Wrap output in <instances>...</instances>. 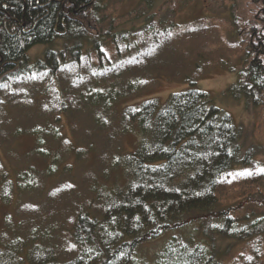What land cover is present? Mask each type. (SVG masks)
I'll list each match as a JSON object with an SVG mask.
<instances>
[{"label":"trees","instance_id":"trees-1","mask_svg":"<svg viewBox=\"0 0 264 264\" xmlns=\"http://www.w3.org/2000/svg\"><path fill=\"white\" fill-rule=\"evenodd\" d=\"M155 1L144 0L140 25L89 36L101 20L96 0H0V148L22 131L33 136L31 152L44 161L37 167L42 171L16 174L14 187L27 190L32 201L18 203L12 225L6 217L0 264H224L232 247L228 238L264 233L263 216L235 231L234 218L215 194L224 171L249 164L264 148L195 86L203 62L186 64L172 52L181 24L169 18L159 25ZM249 24L242 27L248 48L225 91L256 107L264 94V42L261 29ZM104 34L112 56L102 47ZM55 37L62 45L29 60L30 46ZM161 73L187 86L163 101L135 100ZM63 115L71 135L139 137L128 152L118 138L103 151L89 147L93 156L82 169L73 173L65 163V180L56 181L63 156L78 157L84 149L64 138ZM2 168L0 163L4 199L13 185ZM190 225L194 229L187 231ZM168 232L148 261L135 260L140 245Z\"/></svg>","mask_w":264,"mask_h":264},{"label":"rangeland","instance_id":"rangeland-1","mask_svg":"<svg viewBox=\"0 0 264 264\" xmlns=\"http://www.w3.org/2000/svg\"><path fill=\"white\" fill-rule=\"evenodd\" d=\"M96 1L100 5L98 14L101 16V20L94 26L91 24L93 27L90 28L89 36L105 30H109V33L123 30L129 28L131 24H138L141 21L139 12L143 7L144 0ZM153 4L154 18L159 25L169 18L179 21L181 24L180 36L172 42V52L186 64L193 65L197 61L198 63L203 62L202 73L195 86L206 91L211 102L229 112L237 123H242L244 132H248L251 139L264 148V94L261 104L256 107H245L243 101L231 98L225 91V87L234 80L237 70L242 64L244 50L246 51L248 48V34H245L242 28L244 21H249L250 26L257 25L261 29L264 42V0H157ZM255 20H259L260 23ZM236 28H241L240 33H236ZM108 34H104L101 38L102 47L107 55L112 56L113 44L107 39ZM60 44L62 45L60 37H55L51 43L38 42L26 50V55L29 60H34L36 57H41L46 47L60 46ZM250 57L252 54L248 59ZM151 82L135 100L155 96L163 101L170 91L183 89L187 86L184 80L167 79L166 73H161ZM32 93L37 96L36 90H33ZM16 115V112L12 111L9 116L13 118ZM61 121L60 130H63L64 138L69 136L70 144L72 142L78 145L83 144L84 149L80 150L78 157L73 152L66 153L63 158L61 157L63 159L59 165L61 172H57L56 181L65 180L63 170L65 163L72 165L73 173L82 169L89 157L93 156L86 151L89 147L103 151L110 146L113 140L118 138L122 147L121 151L128 152L139 137L132 133L105 139H103V134L96 133L95 136L71 135L73 133L70 130L67 117L61 116ZM9 128L14 129L13 124H10ZM21 132L11 139L9 146L3 145L0 148L2 169L5 170L9 183L13 185L8 197L3 199L0 193V232L7 226L6 217V221L8 220L10 225L15 222L18 203L32 201L27 190L19 189L18 191L14 187L18 173L25 168H27V172L44 170L37 168L43 165L44 161L31 152L33 136ZM74 136L78 137L74 138ZM92 149H88V151L91 152ZM10 151L13 155L15 153L14 157L10 156ZM93 162L94 160L91 163ZM115 178L118 183L122 181L123 175L120 170L117 171ZM108 183L113 184L112 177ZM215 194L217 200L228 207L231 217L234 218L233 229L235 231L241 226H245L247 220L253 221L262 216L264 218V154H260L249 164L236 165L232 169L224 171L217 182ZM193 229L194 225L187 227V231ZM172 232L164 233L140 245L136 249L135 260L137 262L148 261L150 256L164 245ZM228 240L232 242V247L230 253L222 260L224 264H264V233L236 242L230 238ZM219 244L224 246L226 241L220 239Z\"/></svg>","mask_w":264,"mask_h":264}]
</instances>
